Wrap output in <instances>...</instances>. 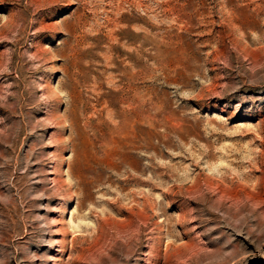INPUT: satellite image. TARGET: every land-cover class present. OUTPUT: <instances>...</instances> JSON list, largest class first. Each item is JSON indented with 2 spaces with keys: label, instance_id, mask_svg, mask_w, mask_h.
Here are the masks:
<instances>
[{
  "label": "rangeland",
  "instance_id": "374dc122",
  "mask_svg": "<svg viewBox=\"0 0 264 264\" xmlns=\"http://www.w3.org/2000/svg\"><path fill=\"white\" fill-rule=\"evenodd\" d=\"M0 264H264V0H0Z\"/></svg>",
  "mask_w": 264,
  "mask_h": 264
}]
</instances>
